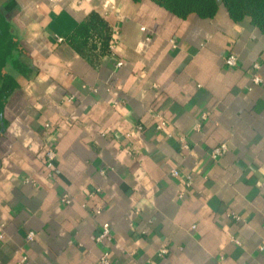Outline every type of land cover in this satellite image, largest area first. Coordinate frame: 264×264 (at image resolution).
<instances>
[{
    "label": "crops",
    "instance_id": "1",
    "mask_svg": "<svg viewBox=\"0 0 264 264\" xmlns=\"http://www.w3.org/2000/svg\"><path fill=\"white\" fill-rule=\"evenodd\" d=\"M94 12L113 50L106 30L66 41ZM263 246L264 31L224 5L0 0V264H264Z\"/></svg>",
    "mask_w": 264,
    "mask_h": 264
},
{
    "label": "trees",
    "instance_id": "2",
    "mask_svg": "<svg viewBox=\"0 0 264 264\" xmlns=\"http://www.w3.org/2000/svg\"><path fill=\"white\" fill-rule=\"evenodd\" d=\"M140 1V0H136ZM161 7L180 18L197 15L201 18H213L221 5H224L229 16L235 22L249 19L251 23L264 31V0H152ZM108 23L98 13H92L88 21L81 23L78 28L67 37L71 45L82 51V45L89 41L94 32L106 30L103 45L110 48L111 34ZM92 31H94L92 33ZM91 32V33H90ZM102 32V31H101ZM88 43V42H87ZM81 44V46L79 45ZM80 46V47H79ZM83 52V51H82Z\"/></svg>",
    "mask_w": 264,
    "mask_h": 264
},
{
    "label": "built area",
    "instance_id": "3",
    "mask_svg": "<svg viewBox=\"0 0 264 264\" xmlns=\"http://www.w3.org/2000/svg\"><path fill=\"white\" fill-rule=\"evenodd\" d=\"M111 37L112 39L110 42V48L113 50L114 47L119 43V32L117 29L112 30ZM60 40H63V39L61 38ZM121 64L122 62L119 61L118 65H121ZM225 64L229 67H237L239 65L237 56L233 53L228 54L225 57ZM260 68H261L260 62H255L252 65V69H251L253 73L252 77L255 83H260L262 81V77L259 72ZM155 118H156V123H155L156 129L159 131H165V128L169 125V120L164 116V114L160 110L155 112ZM141 127L142 126H139V128ZM105 133L106 132H104V134ZM133 134L134 133L132 131H127L125 135L127 138H130L132 137ZM181 141H182V146L184 148H188V143L186 142V139L184 137H181ZM227 149H228V146L225 143L218 145L211 149L210 156L212 159L217 160L227 151ZM44 157H45L46 167L50 170L51 173L55 172L57 152H56L55 146L51 144L50 142L45 143ZM171 173L174 177H177L180 175V170L178 168H175L172 170ZM63 200L69 203L71 201V198L68 194H66L64 195ZM100 212H101L100 208L96 210V213H100ZM234 217L235 219L238 218V216H234ZM34 236L35 234L33 232H30L28 235L30 240L33 239ZM111 237H112V226L109 222H104L102 224L101 231L99 235L97 236V240L98 241L107 240V239H110ZM261 248L264 249V246ZM167 252H168L167 248H163L161 251L162 254H165ZM100 264H110L109 259L106 254L101 257Z\"/></svg>",
    "mask_w": 264,
    "mask_h": 264
}]
</instances>
